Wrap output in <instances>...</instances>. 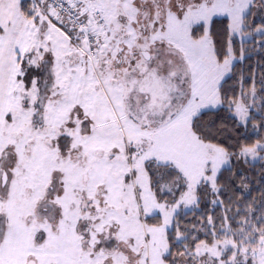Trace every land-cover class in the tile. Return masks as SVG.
I'll use <instances>...</instances> for the list:
<instances>
[{"label":"snow or ice","instance_id":"6c2138e0","mask_svg":"<svg viewBox=\"0 0 264 264\" xmlns=\"http://www.w3.org/2000/svg\"><path fill=\"white\" fill-rule=\"evenodd\" d=\"M257 11L264 0H0V264H264V189L257 209L235 167L264 163V135L229 145L219 120L264 133V69L236 71L246 36L264 50ZM209 193L218 222L182 227Z\"/></svg>","mask_w":264,"mask_h":264},{"label":"trees","instance_id":"16d2710c","mask_svg":"<svg viewBox=\"0 0 264 264\" xmlns=\"http://www.w3.org/2000/svg\"><path fill=\"white\" fill-rule=\"evenodd\" d=\"M261 24H258L257 26H260ZM260 38L250 40V41H244L243 43V50H244V56L245 59L243 61L238 62L237 66V74L243 73V75L248 78L253 73L256 74L258 77L261 69H264V50L261 49V43ZM234 48L239 49L241 47V41L235 37L234 38ZM245 90L250 87V84L246 82L243 85ZM256 87L258 89L257 95H260V84L256 82ZM225 91L230 95H239V90L241 88V84L239 83L238 78L229 80L228 83L224 86ZM256 104H260V100L257 99ZM252 115L256 116L257 119L253 121L254 124H259V113L253 110ZM219 120L223 122V128L222 131L225 132L224 142L226 144H233L236 140H240L241 142H254L256 139L260 138L261 135H264V133H261L259 129L254 133L252 130V124L250 123L249 126L246 128L244 127H236V121L229 118L226 112H221L219 116ZM247 136L248 139L245 140L244 137ZM231 137V139H228ZM237 168V175H239L241 172L250 178L251 183L249 184V190L245 193V199L253 202L254 207L257 209L260 207L261 204V190L264 189V176H262V167H264V163L257 160L250 164H245L243 161H240L235 165ZM222 184L229 182V174L225 172L221 177ZM241 192V189L237 187L236 183L230 184V190L229 191H223L221 195L219 196V199L225 200L227 203V199L229 196H238ZM213 199L211 193H209L207 196L202 195L201 203L199 208H196L195 210H187L186 214H183L181 217V226L182 227H188L190 229H193V226L195 228H202L206 224V217L207 216H213V219L218 222V218L222 214V208L213 206L210 203V200ZM231 215V213H230ZM195 231V229H193ZM198 235L203 238L204 233L201 231L198 233Z\"/></svg>","mask_w":264,"mask_h":264},{"label":"rangeland","instance_id":"374dc122","mask_svg":"<svg viewBox=\"0 0 264 264\" xmlns=\"http://www.w3.org/2000/svg\"><path fill=\"white\" fill-rule=\"evenodd\" d=\"M262 22H264V13H261L259 11L254 12L252 19L250 20V23L254 24L255 26H257L258 24H261ZM261 35L259 33L255 34V37L252 36H246L244 38V41H250V40H254L257 38H260ZM237 38L240 40V38L237 36ZM260 41H262V38L260 39Z\"/></svg>","mask_w":264,"mask_h":264}]
</instances>
